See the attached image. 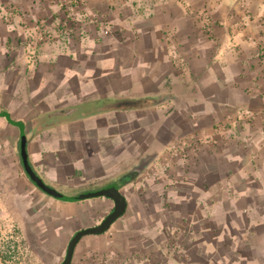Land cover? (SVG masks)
Returning <instances> with one entry per match:
<instances>
[{
	"label": "crops",
	"instance_id": "crops-1",
	"mask_svg": "<svg viewBox=\"0 0 264 264\" xmlns=\"http://www.w3.org/2000/svg\"><path fill=\"white\" fill-rule=\"evenodd\" d=\"M201 9L214 21L215 39L199 29L194 13ZM67 11L78 22L75 35L44 43L37 64H29L32 70L26 72L21 29L41 19L55 23ZM261 38L264 0H0L1 113L11 119L15 111L31 113L29 129L25 119H12L24 125L31 167L46 184L75 186L80 193L86 192L85 185L112 186L132 171L138 183L149 165L161 158L169 164L177 136L185 142L195 134L209 143L221 135L219 148L205 152V162L217 165L207 167L205 176L213 173L225 183L216 191L234 195L227 201L233 211H249L255 208L252 194L264 199V74L257 58ZM178 60L185 61L189 73L177 69ZM141 100L145 107H127L128 101ZM98 102L115 107L83 115L85 104ZM165 102L174 110L163 120ZM149 112L153 119L145 123ZM247 113L250 119L240 121ZM245 134L247 143L242 142ZM127 187L119 191L128 208L134 193ZM212 187H217L214 181L204 192ZM141 190L136 188L138 197ZM93 199L63 205L58 215L75 217L77 208L83 214L86 207L103 205L106 211H91L92 220H101L113 202ZM261 207L256 218L255 211L247 212L242 233L231 235L237 253L225 264H264ZM222 226L225 232L232 230L231 222ZM242 242L248 254L240 251Z\"/></svg>",
	"mask_w": 264,
	"mask_h": 264
},
{
	"label": "rangeland",
	"instance_id": "rangeland-1",
	"mask_svg": "<svg viewBox=\"0 0 264 264\" xmlns=\"http://www.w3.org/2000/svg\"><path fill=\"white\" fill-rule=\"evenodd\" d=\"M186 8L188 12V2ZM65 13L67 14L57 18L55 23L41 19L33 26L25 25L21 29L18 38L21 39L26 57L23 66L26 72L32 70L27 67L29 64H37V56L44 43H53L57 37L75 35V25L78 22L68 11ZM194 14L202 34L215 39L212 32L214 21L209 12L201 9ZM40 33L42 40L38 39ZM261 44H264V38L257 42L259 62ZM177 62V69L181 73L190 72L184 60ZM160 99L166 98L161 95ZM165 106L160 109L161 118H166L174 110L167 102ZM1 109L2 106L0 113ZM30 115L31 113L15 111L11 117L14 120L19 117L25 119L29 129L27 119ZM147 116L145 123L150 118L153 119L150 112ZM249 116V113L241 115L240 121L245 122L243 120L246 118L249 120ZM172 118L183 126L180 118L175 115ZM182 132L180 128L178 133ZM243 132L240 130V133ZM160 135L165 138L167 136L165 131H161ZM187 138L191 143L187 142L188 139L181 142L177 136L175 144L169 149L172 156L169 164L165 159V152H168L165 149V162L161 158L158 164L149 165L138 183L135 182L137 176L126 183V190L131 189L134 193L128 198L126 213L105 233L83 237L75 247L72 264H225L233 259L237 249H233L234 240L230 239L231 235L244 231L247 212L255 211L256 214L252 217L256 218L263 211L261 205L264 204V199L252 194L255 199L254 209L233 211L234 208L227 201L233 200L234 195L216 191L225 183H220V177L213 173L209 177L205 176L207 167L217 166L210 164L209 160L205 162L208 159L205 152L219 148L221 135L215 134L209 143L195 134L187 135ZM244 138L245 141L242 142L247 143L248 135L245 134ZM215 163L218 167L223 164L217 159ZM213 181L217 187H212L209 193H205L204 189ZM239 183L243 184L241 181ZM46 185L65 196L80 194L75 186L62 189L51 184ZM139 186L142 190L138 191V197L136 188ZM83 189L87 192L102 188L85 185ZM92 200L94 199H87V202ZM66 204L75 206L74 202H63L42 195L28 181L19 159L18 128L8 124L0 116V264H60L74 232L100 221L92 220L94 216L91 211L96 208L106 211L103 205H93L85 208L84 217L79 208L74 210L75 217H62L58 213ZM240 204L247 205L244 201ZM225 221L232 224L230 232L221 228ZM207 243L209 247H206ZM240 251L248 254L245 242L240 244ZM6 252L11 256L9 259L4 258ZM222 258L226 261L221 263Z\"/></svg>",
	"mask_w": 264,
	"mask_h": 264
},
{
	"label": "water",
	"instance_id": "water-1",
	"mask_svg": "<svg viewBox=\"0 0 264 264\" xmlns=\"http://www.w3.org/2000/svg\"><path fill=\"white\" fill-rule=\"evenodd\" d=\"M1 116L7 121L8 124L14 125L18 128L19 133V159L21 162V168L24 172L28 181L40 192L43 194L50 196L56 200L63 202H79L92 198H106L110 199L113 202V208L111 212H109L98 225L90 226L86 228H82L77 230L73 236L69 239L65 255L60 264H71L72 258L74 254V250L76 245L80 242V240L85 236L90 235H101L109 230L110 226L119 218H121L127 209V203L125 197L121 194L118 188L115 186H108L106 188H102L95 191H88L84 193H80L77 196H65L53 188L46 185L43 180L36 174V172L31 167L27 149H26V135L25 128L23 123L14 121L10 118L8 113H1ZM133 172V171H132ZM136 173V172H135Z\"/></svg>",
	"mask_w": 264,
	"mask_h": 264
},
{
	"label": "trees",
	"instance_id": "trees-1",
	"mask_svg": "<svg viewBox=\"0 0 264 264\" xmlns=\"http://www.w3.org/2000/svg\"><path fill=\"white\" fill-rule=\"evenodd\" d=\"M94 104H90V103L89 104H85L84 106H86V109H85V111H82L83 115H89V114H92L95 111H102V110L106 109L107 107L108 108H114L115 107V104H113V103L109 104L108 102H104V103L103 102H98L95 105ZM96 105H98V106L96 107ZM146 105H147V102L145 103L143 100L138 101V102H129L128 101V103H127V107L128 108H135V107H141V106L145 107ZM0 116H1V113H0ZM135 177L136 176H134V175H124V176H122V178L118 182L113 183V185L116 188L119 189L122 185H125L126 183H128L129 181L134 179ZM7 250L9 251V247H7ZM10 257H11L10 254H8L6 252L5 255H4V258L5 259H9Z\"/></svg>",
	"mask_w": 264,
	"mask_h": 264
},
{
	"label": "built area",
	"instance_id": "built-area-1",
	"mask_svg": "<svg viewBox=\"0 0 264 264\" xmlns=\"http://www.w3.org/2000/svg\"><path fill=\"white\" fill-rule=\"evenodd\" d=\"M39 40H42V37H41V33L39 34V37H38ZM263 46L264 44H261L260 45V48H261V51H260V62H261V66H262V69H263V72H264V49H263ZM30 47V46H29ZM32 56V55H31ZM29 59H32V57H29Z\"/></svg>",
	"mask_w": 264,
	"mask_h": 264
},
{
	"label": "flooded vegetation",
	"instance_id": "flooded-vegetation-1",
	"mask_svg": "<svg viewBox=\"0 0 264 264\" xmlns=\"http://www.w3.org/2000/svg\"><path fill=\"white\" fill-rule=\"evenodd\" d=\"M124 175H134V176H137V174L135 173V171H133V172H129V173L124 174ZM124 175H123V176H124ZM121 178H122V176L119 178V180H120ZM119 180H118V181H119ZM113 186H114V185H113ZM109 200H110V199H109ZM112 208H113V207H112ZM111 210H112V209H111ZM111 210H110L109 212H111ZM126 210H127V209H126ZM109 212H108V213H109ZM108 213H107V214H108ZM107 214H106V215H107ZM106 215H105V216H106ZM105 216H104V217H105ZM104 217H103V218H104ZM103 218H102V219H103ZM102 219H101V220H102ZM101 220H100L98 223H96V224H94V225H92V226L98 225V224L101 222ZM114 223H115V222H114ZM89 227H90V226H89ZM75 232H76V231H75ZM75 232H74V233H75Z\"/></svg>",
	"mask_w": 264,
	"mask_h": 264
}]
</instances>
